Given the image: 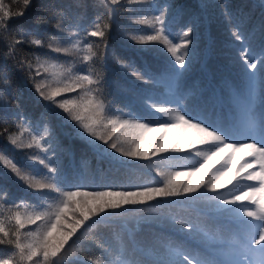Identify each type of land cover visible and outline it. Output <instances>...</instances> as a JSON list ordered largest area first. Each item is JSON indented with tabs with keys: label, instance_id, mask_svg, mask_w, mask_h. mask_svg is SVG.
<instances>
[{
	"label": "trees",
	"instance_id": "obj_1",
	"mask_svg": "<svg viewBox=\"0 0 264 264\" xmlns=\"http://www.w3.org/2000/svg\"><path fill=\"white\" fill-rule=\"evenodd\" d=\"M4 3L13 11L20 7L14 0H4ZM108 7L105 0H31L22 17L11 18L8 31L0 35V153L12 158L24 170L45 174L47 169L29 158L38 154L57 167L54 179L63 191H75L83 186L82 190L90 192L106 187L113 191H133L135 186L161 187L166 179L161 173L189 170L204 159L188 149L167 151L149 159L126 158L87 133L81 137L73 127L76 122L37 93L35 84L48 80L47 72L38 66L37 57L45 64L61 65L62 76L69 80L75 76H70L71 71L89 74L88 69H92L94 78L95 73H99L101 82L95 87L100 89L105 117L118 115L154 121L162 114L155 113L147 105L168 101L174 108L179 106L190 116L206 121L205 126L211 125L213 130L226 134L227 142L245 141L246 132L254 142L261 140L264 132V71L258 68L250 80L239 54L242 49L231 31L239 26L246 36L251 34L252 46L259 51L264 46V0H139L132 4L124 0L117 6V15L110 22ZM162 9L166 11L168 31L174 43H180L179 35L189 26L193 29L189 36L190 55L186 56L188 65L182 75L174 71L180 66L166 46L159 43L146 46L131 40L133 35L154 33L137 21L158 15ZM227 13H231V17ZM54 14H57L56 18H52ZM57 18L64 24L63 30L57 29ZM97 18L102 24L110 23L106 60L97 57L92 62H85L83 52L65 54L48 47L50 43L53 47H69L86 31L94 29ZM21 30L30 34L27 41L16 46L14 58L6 56L9 44ZM70 32L79 34L70 39ZM36 33L39 35H32ZM33 38L42 39L43 46L31 44ZM60 41L63 42L58 43ZM88 41L99 44L100 49L105 47L99 37H89ZM121 61H131L137 70H146L145 79H137L131 69L122 70ZM21 62L23 68L19 66ZM5 81H10V86ZM50 83L51 88L64 86V82L61 85ZM81 95L82 91L75 89L56 100L79 101ZM164 120L162 117L151 124H160ZM21 124L27 128L23 133L25 143L33 135L42 136L45 138L44 150L35 147L18 149L10 144L8 135L20 134ZM93 142L99 147L92 146ZM194 147L200 151L208 150L205 146ZM219 164L214 163L209 172ZM237 170L234 169L232 176ZM172 179L184 181L190 177L178 179L173 176ZM241 182L252 185L245 179L239 183L234 180L216 192L205 189L190 200L168 198L117 210L86 230V235L70 240L61 264H80L81 261L91 264L87 257L103 260V250L98 245L103 243L105 247L118 249L120 240L127 247L130 259L145 264H155L164 255V245L168 242L183 245L193 256L199 254L211 258L215 254L220 259H234L233 255L237 254L258 264L257 257L245 253L241 247L247 242V228L241 221L252 219L243 215L244 209L240 207L243 202L222 203L234 194ZM57 199L55 191L46 189L38 193L28 188L0 164V205L5 211L8 208L22 213L44 211ZM70 217L71 214L68 223H71ZM175 219L190 222L195 226L194 230L182 229L174 223ZM35 230L36 225L22 229ZM255 238H259L258 231ZM251 247L259 246L252 243ZM11 250L12 246L0 245V258L11 254ZM116 254L114 251L109 259L115 258Z\"/></svg>",
	"mask_w": 264,
	"mask_h": 264
},
{
	"label": "snow or ice",
	"instance_id": "obj_2",
	"mask_svg": "<svg viewBox=\"0 0 264 264\" xmlns=\"http://www.w3.org/2000/svg\"><path fill=\"white\" fill-rule=\"evenodd\" d=\"M20 5L17 10L13 11L9 8L4 0H0V35L8 31L7 25L13 17H22L25 11L30 7L31 0H14ZM124 0H105L108 7V21L115 19L119 5ZM129 4L139 2V0H127ZM231 17V13H227ZM54 14L52 18H56ZM47 23L48 21H41ZM139 24L147 25L154 34L151 35H133L131 40L146 46H153L157 43L167 47V51L175 58V62L180 66L174 69L177 75H182L183 69L188 65L186 56L190 55L189 39L190 33L193 31L189 26L187 30L179 35L180 43H174L170 38L166 22V11L159 10V14L155 16H147L137 21ZM57 29L63 30L64 24L57 18ZM264 27V26H262ZM110 29V23H101L97 18L94 23V29L85 32L80 39H75L69 47H48L53 48L56 52L65 54L83 52L82 60L92 62L93 58L107 59V35ZM79 33H69V38L77 36ZM30 34L21 30L17 33V37L13 38L9 44V50L6 56L14 58L15 48L17 45L27 41ZM38 36L39 34H32ZM250 35L246 36L239 26H235L231 31V36L238 42L240 49V57L246 65L250 80L255 76L257 69L264 71V46L259 51L253 48ZM89 37H99L104 41V49H100L99 44L88 41ZM60 41L58 43H62ZM31 44L43 46L40 38H33ZM81 45L83 47L81 48ZM38 66L43 68L45 72H50L54 79H59L64 74L55 64L40 62L37 57ZM23 68V62L19 65ZM29 68L32 66L29 64ZM120 67L124 71L132 70L131 74L139 80L145 79L146 70H137L131 61H121ZM66 71V70H65ZM87 75H76L71 82L64 81L63 87L51 88L46 86L44 82L35 84L37 93L41 98L55 104L64 113L68 114V118L76 122L73 127L77 133L83 137L87 133L89 137L102 141L108 149H112L114 153H118L122 157L149 159L157 154L167 151L183 152L185 149L193 151L195 156L210 158L216 156L220 158V166L214 171L212 165L201 164L199 169H189L187 172H168L161 173L166 176L161 187H142L135 186L133 191L111 190L106 187L101 191L82 190L83 186H79L75 191H63L55 182L54 174L58 171L57 167L50 160L41 158L38 154H33L29 158L32 161H38L43 165L47 172L39 174L32 170H24L22 166L6 154L0 153V164L10 170L12 174L18 178L28 188L40 193L43 190H52L58 194L55 203L47 205L44 211H12L8 208L6 211L0 205V245L12 246L11 254L0 258V264H61V258L66 246L70 240L80 235H86L91 226L98 225L105 217L114 215L117 210H124L127 206L147 205L153 201L164 200L168 198H183L186 200L193 199L198 196L201 191L208 190L216 192L223 188L225 184H232L235 180L237 183L242 179L248 181H258L259 187L248 185V191L241 195H233L231 200L223 201V205H235L238 202L249 201L250 204H240L244 209L243 215L252 218L248 221H241L247 228V242L242 243L241 247L245 253H252L257 257L258 264H264V132L262 138L258 142L249 143H227L226 134H221L220 130H213L211 125L205 126L206 121L198 116H190L183 108L165 107L163 104L151 103L147 107L154 110L155 113L162 114V117L172 119L173 123H162L158 128H151L149 125L158 122L162 117H156L154 121L148 123L142 122L141 119H121L116 116L105 117L106 111L104 102L100 99V89L95 87L100 84V74L88 69ZM39 74V73H37ZM34 79V77H31ZM10 86V81H5ZM80 89L82 95L79 101L61 100L57 101L56 97L63 93L73 92ZM95 93V95H94ZM153 114V113H150ZM254 124V121L252 122ZM264 123V122H262ZM20 134L11 133L7 139L11 145L18 149H42L45 138L33 135L31 140L25 143L23 133L27 132V128L23 124L19 125ZM80 129L83 131L80 132ZM46 130L47 125H46ZM177 130L180 135L173 140L166 138L165 134L169 131ZM50 133V130H48ZM154 132L160 135L152 138H146L144 133ZM191 133V141L186 140L185 134ZM194 145L205 146L208 151H200ZM92 146L99 147L93 142ZM215 149L212 151V149ZM106 151V149H105ZM243 151L245 157H254L252 163L245 162L240 165V169H252L254 165H259V171L247 172L241 175L238 169L233 176L227 181L222 182V178L227 176L230 169L227 168L229 161L232 159L234 152ZM202 172L199 181L192 182L190 180L177 181L172 179L173 176L191 177L195 173ZM78 198V199H77ZM219 200V197H216ZM23 203V202H22ZM75 205V207H73ZM250 205H255L252 208ZM20 207V205H17ZM222 207V205H217ZM230 210V209H225ZM78 213V215H77ZM69 214H71V223H68ZM257 221L258 223H253ZM174 223L182 229L194 230L195 226L190 222L181 219H175ZM27 225H36L35 231H22ZM258 231L259 238L255 235ZM119 239V238H118ZM252 243L259 247L253 249ZM103 250L104 259L87 257V261L91 264H145L143 261H137L128 257L127 247L122 240L119 242L118 249L111 246L105 247L103 243L99 244ZM166 251L162 257L156 260L155 264H245L243 260L217 258L215 254L209 257H200L199 254L193 256L183 245L168 242L164 245ZM116 256L109 259L113 252ZM80 264H85L81 261ZM251 264V262H247Z\"/></svg>",
	"mask_w": 264,
	"mask_h": 264
},
{
	"label": "rangeland",
	"instance_id": "obj_3",
	"mask_svg": "<svg viewBox=\"0 0 264 264\" xmlns=\"http://www.w3.org/2000/svg\"><path fill=\"white\" fill-rule=\"evenodd\" d=\"M147 16V15H146ZM146 18V17H145ZM151 34H154V33H147V34H143V35H151ZM49 63H46L45 65H48ZM57 66H58V68L60 69V66L61 65H58V64H56ZM71 75H87L86 73H80V72H78L77 73V70L76 71H74V74H73V72L71 71L70 72V76ZM46 77L48 78V80H50V81H44V83H45V85L46 86H48V85H50L51 83L50 82H52V83H54L55 85H61L64 81H69V82H71V80H69V79H67L66 77H63V76H60L59 77V79H54L53 78V76H52V74L50 73V72H47L46 73ZM69 77V76H68ZM50 87H51V85H50ZM154 103H157V104H163L165 107H170V108H174L168 101H163V102H154ZM116 117H119V118H121V119H135V118H131V117H123V116H118V115H115ZM106 117H111V116H106ZM142 122H144V123H148V122H145V121H142ZM174 121L172 120V119H170V118H168V117H165V120H164V122L163 123H173ZM160 124H162V123H160ZM160 124H151L150 123V127L151 128H158L159 126H160ZM158 135H160V133H154V132H146V133H144V136L146 137V138H152V137H156V136H158ZM180 135V133L177 131V130H172V131H169L168 133H166L165 134V136H166V138H168L169 140H173V139H175L177 136H179ZM185 137H186V140H188V141H191V139H192V134L191 133H186L185 134ZM245 137H246V139H245V141H243V142H241V143H249V142H253V143H255L252 139H251V137H250V134H249V132H246V134H245ZM227 143H231V142H227ZM215 149L213 148L212 149V151H214ZM208 150H206L205 152H207ZM172 152V151H171ZM173 152H175V151H173ZM209 157L210 158H204L203 159V161L199 164V165H197V166H193V167H191L190 169H199L200 168V166H201V164H205V163H207L208 165H213L214 163H220V162H222V161H220V158L219 157H216V156H211L210 155V153H209ZM253 159H255L254 157H245V155H244V152L243 151H237V152H234L233 153V155H232V159L229 161V163H228V165H227V168L228 169H230L231 171H229V173H228V175L227 176H224L223 178H222V182L223 181H227L228 179H229V177H231L232 176V174H233V172H234V169L235 168H238V169H240V165L241 164H244L245 162H247V163H252V160ZM219 166H220V164H219ZM219 166H218V168H219ZM187 170L188 169H181V170H179V171H177V172H187ZM241 170V173H242V176H244V175H246L247 174V172H251V171H256V172H258L260 169H259V165L258 164H256V165H254L253 166V168L252 169H240ZM203 171V170H202ZM202 171L201 172H198V173H195L194 175H192L191 177H190V181H192V182H196V181H199L200 180V178H201V175H202ZM43 174V173H42ZM178 178V179H181L183 176H174V178ZM245 181H246V179H245ZM250 183H252V186H255V187H259V182L258 181H251ZM225 185H227V184H225ZM248 183L247 182H241L240 184H239V186L235 189V192H234V194L233 195H241V194H243L244 192H247L248 191ZM232 195V196H233ZM232 196H229V198L227 199V200H231L232 199ZM243 203H247V204H250V202L249 201H243ZM252 208H255V205H250ZM243 212H244V210H243ZM233 258L234 259H237V260H243V261H245V264H247V262H251V264H255L254 262H253V260H251V258H247V257H244V256H241V255H237V254H235V255H233Z\"/></svg>",
	"mask_w": 264,
	"mask_h": 264
}]
</instances>
